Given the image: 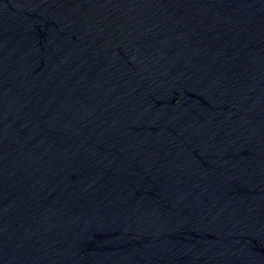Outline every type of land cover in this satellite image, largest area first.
Returning a JSON list of instances; mask_svg holds the SVG:
<instances>
[{
	"label": "water",
	"instance_id": "water-1",
	"mask_svg": "<svg viewBox=\"0 0 264 264\" xmlns=\"http://www.w3.org/2000/svg\"><path fill=\"white\" fill-rule=\"evenodd\" d=\"M0 264H264V0H0Z\"/></svg>",
	"mask_w": 264,
	"mask_h": 264
}]
</instances>
